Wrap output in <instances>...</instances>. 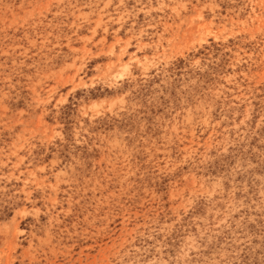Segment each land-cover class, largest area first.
I'll return each mask as SVG.
<instances>
[{"label": "rangeland", "instance_id": "374dc122", "mask_svg": "<svg viewBox=\"0 0 264 264\" xmlns=\"http://www.w3.org/2000/svg\"><path fill=\"white\" fill-rule=\"evenodd\" d=\"M0 264H264V0H0Z\"/></svg>", "mask_w": 264, "mask_h": 264}]
</instances>
